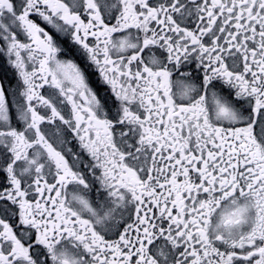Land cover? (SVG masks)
Returning <instances> with one entry per match:
<instances>
[{
    "label": "snow or ice",
    "instance_id": "obj_1",
    "mask_svg": "<svg viewBox=\"0 0 264 264\" xmlns=\"http://www.w3.org/2000/svg\"><path fill=\"white\" fill-rule=\"evenodd\" d=\"M0 264H264V0H0Z\"/></svg>",
    "mask_w": 264,
    "mask_h": 264
}]
</instances>
